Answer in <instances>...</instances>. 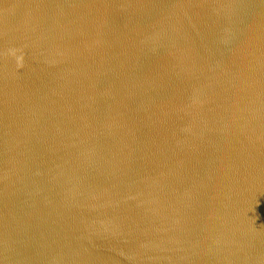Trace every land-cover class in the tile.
<instances>
[{
  "label": "water",
  "instance_id": "1",
  "mask_svg": "<svg viewBox=\"0 0 264 264\" xmlns=\"http://www.w3.org/2000/svg\"><path fill=\"white\" fill-rule=\"evenodd\" d=\"M0 264H264V0H0Z\"/></svg>",
  "mask_w": 264,
  "mask_h": 264
}]
</instances>
